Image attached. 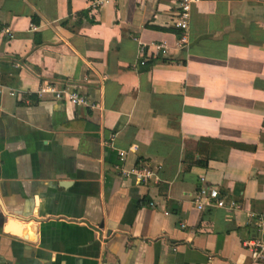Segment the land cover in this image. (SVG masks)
Segmentation results:
<instances>
[{
	"label": "crops",
	"instance_id": "0c3cea01",
	"mask_svg": "<svg viewBox=\"0 0 264 264\" xmlns=\"http://www.w3.org/2000/svg\"><path fill=\"white\" fill-rule=\"evenodd\" d=\"M88 2L0 0V264H251L264 0L197 1L183 48L176 0ZM155 42L166 54L139 64ZM45 81L91 106L36 96ZM121 164L155 177L136 183ZM200 178L238 208L196 210Z\"/></svg>",
	"mask_w": 264,
	"mask_h": 264
},
{
	"label": "built area",
	"instance_id": "2783aa9c",
	"mask_svg": "<svg viewBox=\"0 0 264 264\" xmlns=\"http://www.w3.org/2000/svg\"><path fill=\"white\" fill-rule=\"evenodd\" d=\"M199 0H176L175 17L172 20V28L177 32L176 45L179 48L187 44V28L189 11L191 5ZM103 0H89L88 10L95 11ZM0 34L9 38L10 32L7 29H0ZM152 48L156 55L166 54V46L163 42L149 43V45H140L138 53L140 54L139 64H144L145 52ZM10 94H13L10 92ZM36 96L41 97L44 94L50 95L53 99L59 100L65 98L70 104L76 106H91L85 95L76 90H66L56 87L53 83L43 82L35 91ZM124 151H118L119 161L124 159ZM119 174L123 178L131 177L134 182L139 183L155 177V172L147 164L135 165L125 168L121 165L118 167ZM200 185L191 197V202L196 210L203 211L209 208H227L236 209L237 204L233 200H225L220 194L217 187L204 183L200 178ZM251 233L240 241L241 248L247 253L251 264H264V210L258 213L250 214Z\"/></svg>",
	"mask_w": 264,
	"mask_h": 264
},
{
	"label": "trees",
	"instance_id": "16d2710c",
	"mask_svg": "<svg viewBox=\"0 0 264 264\" xmlns=\"http://www.w3.org/2000/svg\"><path fill=\"white\" fill-rule=\"evenodd\" d=\"M86 13H87V10H84V11H81L80 12V14L81 15H86ZM31 21L33 22V23H37V17L36 16H34V15H32L31 16ZM92 20H89V22H91ZM209 141V140H208ZM205 158L203 157V158H200V159H194V160H192L191 162H190V164H195V165H200V166H204L205 165Z\"/></svg>",
	"mask_w": 264,
	"mask_h": 264
},
{
	"label": "water",
	"instance_id": "95a60500",
	"mask_svg": "<svg viewBox=\"0 0 264 264\" xmlns=\"http://www.w3.org/2000/svg\"><path fill=\"white\" fill-rule=\"evenodd\" d=\"M61 185H65V182H61Z\"/></svg>",
	"mask_w": 264,
	"mask_h": 264
}]
</instances>
